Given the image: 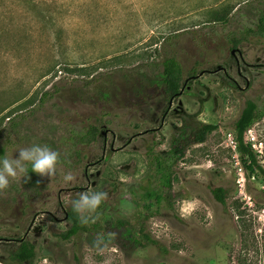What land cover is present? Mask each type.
Here are the masks:
<instances>
[{
  "label": "rangeland",
  "instance_id": "374dc122",
  "mask_svg": "<svg viewBox=\"0 0 264 264\" xmlns=\"http://www.w3.org/2000/svg\"><path fill=\"white\" fill-rule=\"evenodd\" d=\"M263 8L264 0H0V156L34 143L59 153L55 175L27 172L0 190V264H12L21 238L35 246L31 264H264V181L247 176L227 140L253 101L264 169V36L255 34ZM167 57L185 82L170 108ZM203 123L218 129L172 158L175 132ZM167 165L171 205L157 207L145 194L158 192ZM218 187L226 205L212 195ZM87 191L106 193L88 232L61 238L71 201ZM118 221L160 248L121 249Z\"/></svg>",
  "mask_w": 264,
  "mask_h": 264
},
{
  "label": "trees",
  "instance_id": "16d2710c",
  "mask_svg": "<svg viewBox=\"0 0 264 264\" xmlns=\"http://www.w3.org/2000/svg\"><path fill=\"white\" fill-rule=\"evenodd\" d=\"M212 22L227 20L224 14L213 15ZM257 31L255 34L264 36V8L258 13V24L256 26ZM236 46V45H234ZM162 85L163 94L165 98L171 99L179 95L182 82V69L178 60L174 57H167L162 62ZM262 113L258 110L257 105L247 100L245 106L234 122L232 129L234 131V139L236 142V149L239 155V161L245 168L248 177L259 176L264 181V169L261 167L257 160V154L244 140L245 132L254 124V122L261 118ZM218 129L214 124H200L198 126L183 125L180 127L170 142V155L172 158H179L183 155L191 146L202 144L206 141L207 137ZM95 130L93 129V135L91 141L95 139ZM29 175H36L31 172V167H28ZM161 186L158 192L149 191L145 194L146 199H153V204L157 207L162 204L165 206L171 205L172 189L174 174L167 165V170L160 173ZM228 190L218 187L212 190V195L220 204L226 205V197ZM150 205V204H149ZM67 220L70 224V228L61 234V238L69 239L78 233L88 232L85 230V224H82L76 213L72 211V207L67 216ZM117 225L124 229V234H119V245L121 249L126 251H133L138 248L146 247L147 245H155L160 248V245L154 239H151L150 235L145 232L144 229H140L139 234L136 236L131 235V232L127 228L126 221H118ZM112 227L113 226H109ZM12 241V239H6ZM16 241V240H15ZM13 241V242H15ZM18 247L15 250L9 252L10 260L12 264H31L36 257V251L34 244L24 239H18Z\"/></svg>",
  "mask_w": 264,
  "mask_h": 264
},
{
  "label": "clouds",
  "instance_id": "9594fccd",
  "mask_svg": "<svg viewBox=\"0 0 264 264\" xmlns=\"http://www.w3.org/2000/svg\"><path fill=\"white\" fill-rule=\"evenodd\" d=\"M17 153L15 157L0 156V190L6 189L10 181L27 174L29 166L31 172L41 177H51L57 173L59 153L49 146L34 143L20 148ZM73 180L71 172L63 174L65 183ZM105 197L106 193L102 191L82 192L77 199L71 201L72 211L77 214L82 224H87Z\"/></svg>",
  "mask_w": 264,
  "mask_h": 264
},
{
  "label": "built area",
  "instance_id": "2783aa9c",
  "mask_svg": "<svg viewBox=\"0 0 264 264\" xmlns=\"http://www.w3.org/2000/svg\"><path fill=\"white\" fill-rule=\"evenodd\" d=\"M227 140H228V147L232 150V157H235L237 159V149H236V142L234 139V135H232V133H228L227 135ZM244 140L247 144H249L251 146V148L254 150V152L257 153H262L261 148H260V144L258 145L257 143V139L254 133V129L252 127H250L244 134ZM234 153V154H233ZM244 183V178H241V181ZM241 186H243V184L240 183Z\"/></svg>",
  "mask_w": 264,
  "mask_h": 264
},
{
  "label": "flooded vegetation",
  "instance_id": "af4514ba",
  "mask_svg": "<svg viewBox=\"0 0 264 264\" xmlns=\"http://www.w3.org/2000/svg\"><path fill=\"white\" fill-rule=\"evenodd\" d=\"M184 84H185V82L183 83V87L181 88V90L180 91H182L183 92V89H184ZM181 95V94H180ZM179 96V95H178ZM172 101H173V98H171L170 100H169V108L171 107V105H172ZM21 239H24V238H21Z\"/></svg>",
  "mask_w": 264,
  "mask_h": 264
},
{
  "label": "water",
  "instance_id": "95a60500",
  "mask_svg": "<svg viewBox=\"0 0 264 264\" xmlns=\"http://www.w3.org/2000/svg\"><path fill=\"white\" fill-rule=\"evenodd\" d=\"M232 53H234V51H233V50H232ZM218 70H220V67H219V69H218ZM181 93H182V91H180V92H179V95H180Z\"/></svg>",
  "mask_w": 264,
  "mask_h": 264
}]
</instances>
